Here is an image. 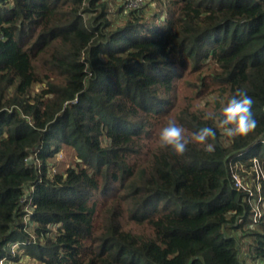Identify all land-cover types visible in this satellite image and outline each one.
Returning a JSON list of instances; mask_svg holds the SVG:
<instances>
[{
	"label": "trees",
	"instance_id": "16d2710c",
	"mask_svg": "<svg viewBox=\"0 0 264 264\" xmlns=\"http://www.w3.org/2000/svg\"><path fill=\"white\" fill-rule=\"evenodd\" d=\"M113 1L0 0V258L264 264V0ZM237 89L233 139L207 116ZM169 121L215 150L161 146Z\"/></svg>",
	"mask_w": 264,
	"mask_h": 264
},
{
	"label": "clouds",
	"instance_id": "9594fccd",
	"mask_svg": "<svg viewBox=\"0 0 264 264\" xmlns=\"http://www.w3.org/2000/svg\"><path fill=\"white\" fill-rule=\"evenodd\" d=\"M254 100L244 90L237 89L235 93L226 100L219 101V107L215 113L209 114L208 119L217 122V127L222 129L227 138L247 136L253 132L258 124L252 111ZM216 131L213 127L204 126L198 131L185 135V129L175 121H169L166 126L159 130L161 146L170 147L177 155H182L188 150L190 143L203 145L204 151L213 152Z\"/></svg>",
	"mask_w": 264,
	"mask_h": 264
},
{
	"label": "rangeland",
	"instance_id": "374dc122",
	"mask_svg": "<svg viewBox=\"0 0 264 264\" xmlns=\"http://www.w3.org/2000/svg\"><path fill=\"white\" fill-rule=\"evenodd\" d=\"M144 3H145V6H144L143 10L145 12L153 11L154 2L152 0H144V2L141 3V5H143ZM120 4H121L120 2H118V3H114V1L110 2V8H112V10L117 13L118 12L117 9L120 7ZM116 13H114V14H116ZM114 14H112V16H115ZM117 17H120V16L118 15ZM42 86H43L42 84H37L34 87L33 92H37ZM76 160L77 159H75V156L73 155L72 150L70 148H65V149L61 150L55 157H53L51 159L50 168H49L51 171L50 173H54V171H63V169L65 167H67L68 165L73 163V161H76ZM247 177H250V176L248 175ZM247 177H246V179H247ZM246 238H248V237H246ZM247 243H248V240L245 239L243 241V248L246 247ZM11 247H13L12 249L15 250L17 245L12 244ZM243 254L246 255V250L243 251ZM9 261L5 260L3 264H28V263H31L30 260L23 255H20V257L15 261H10V262ZM246 261H247V258H246Z\"/></svg>",
	"mask_w": 264,
	"mask_h": 264
},
{
	"label": "built area",
	"instance_id": "2783aa9c",
	"mask_svg": "<svg viewBox=\"0 0 264 264\" xmlns=\"http://www.w3.org/2000/svg\"><path fill=\"white\" fill-rule=\"evenodd\" d=\"M118 2L122 3L125 8H128V9H135V8H138L141 6V3L144 2V0H117ZM234 177V184L237 188H242V187H245V186H250L252 184L253 181H250L249 183H247L245 181V178H243L242 176L238 175V174H234L233 175ZM256 187H257V190L261 187V184L260 183H256ZM6 259L5 258H0V264H3L4 261Z\"/></svg>",
	"mask_w": 264,
	"mask_h": 264
},
{
	"label": "crops",
	"instance_id": "0c3cea01",
	"mask_svg": "<svg viewBox=\"0 0 264 264\" xmlns=\"http://www.w3.org/2000/svg\"><path fill=\"white\" fill-rule=\"evenodd\" d=\"M248 264H249V262H248Z\"/></svg>",
	"mask_w": 264,
	"mask_h": 264
}]
</instances>
